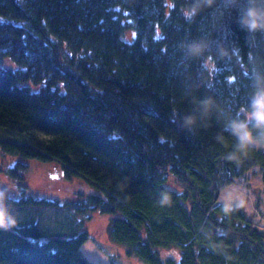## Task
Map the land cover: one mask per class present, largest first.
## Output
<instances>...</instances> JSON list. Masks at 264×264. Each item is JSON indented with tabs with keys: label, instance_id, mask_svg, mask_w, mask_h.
<instances>
[{
	"label": "trees",
	"instance_id": "1",
	"mask_svg": "<svg viewBox=\"0 0 264 264\" xmlns=\"http://www.w3.org/2000/svg\"><path fill=\"white\" fill-rule=\"evenodd\" d=\"M190 2L0 0V151L55 163L65 180L93 189L72 203L0 190L17 220L0 230V263L98 264L82 249L89 234L78 214L91 211L110 215V238L146 264H264V229L237 201L228 212L219 201L252 167L264 186V146L233 155L235 138L223 131L247 104L253 50L236 9L204 8L189 21ZM201 37L213 52L217 41L239 46L232 84L224 61L217 72L211 57L207 71L184 59L180 42ZM257 38L264 44V34ZM6 57L19 67L2 66ZM206 95L223 115L182 128ZM27 167L18 162L11 173Z\"/></svg>",
	"mask_w": 264,
	"mask_h": 264
},
{
	"label": "clouds",
	"instance_id": "2",
	"mask_svg": "<svg viewBox=\"0 0 264 264\" xmlns=\"http://www.w3.org/2000/svg\"><path fill=\"white\" fill-rule=\"evenodd\" d=\"M219 5V9L217 8ZM204 8L212 10L220 16L225 15L232 9H236V23L247 34V44L253 51L249 54L246 67V77L249 83L250 92L247 104L242 112L237 111L234 116L226 119L223 131L235 138L233 155L236 152L245 153L254 146H264V44L258 40V34H264V0H191L183 15L186 20L191 21ZM223 36L226 38L227 31L222 26ZM179 48L184 59H200L205 71L211 65L203 64V60L211 57L215 61V70L218 72L219 61L225 62L229 75L225 77L229 84L234 82V77L230 73L232 62L239 61L240 48L233 44L230 47L217 41L215 52H213V42L207 38L182 40ZM211 87V84L208 85ZM195 108L192 112L183 115L180 126L188 131H193L197 125L202 124L214 112L223 115L218 109L217 100L213 95H206L194 101ZM222 137L217 136L220 140ZM231 158V157H230ZM167 193L162 194L161 203L169 200ZM231 200V197L229 198ZM7 195L0 192V230H8L17 225V220L8 208ZM232 203L224 205V211L232 209ZM236 208L245 207V201L239 199L235 203Z\"/></svg>",
	"mask_w": 264,
	"mask_h": 264
},
{
	"label": "rangeland",
	"instance_id": "3",
	"mask_svg": "<svg viewBox=\"0 0 264 264\" xmlns=\"http://www.w3.org/2000/svg\"><path fill=\"white\" fill-rule=\"evenodd\" d=\"M134 30L130 29L124 35L126 41L133 37ZM2 66L18 68L19 65L10 57H6ZM18 162L27 164V168H18V176L11 173ZM0 190H6L13 198H20L24 194L37 198L47 197L58 199L60 202L72 203L85 200L93 192V189L81 179L73 178L65 180L62 172L55 163H39L35 160H23L4 154L0 151ZM23 176L28 188L19 185ZM176 190H182L175 183L167 184ZM25 191V192H24ZM231 197V200L229 199ZM243 199L247 213L253 218L260 229H264V186L258 167H252L239 183L223 189L219 195V201L232 203ZM74 213H77L74 210ZM85 219V229L89 239L83 245V251L90 260L98 264H146L135 255L127 252V247L110 238V218L108 214L87 212L79 215ZM86 216H90L86 219ZM5 264V263H0Z\"/></svg>",
	"mask_w": 264,
	"mask_h": 264
}]
</instances>
